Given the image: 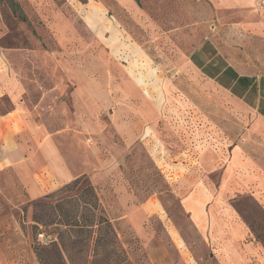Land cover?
Instances as JSON below:
<instances>
[{"label":"rangeland","instance_id":"1","mask_svg":"<svg viewBox=\"0 0 264 264\" xmlns=\"http://www.w3.org/2000/svg\"><path fill=\"white\" fill-rule=\"evenodd\" d=\"M238 28L211 0H1L0 264H39L32 205L82 176L130 264H264V127L189 59L217 39L264 74Z\"/></svg>","mask_w":264,"mask_h":264},{"label":"trees","instance_id":"2","mask_svg":"<svg viewBox=\"0 0 264 264\" xmlns=\"http://www.w3.org/2000/svg\"><path fill=\"white\" fill-rule=\"evenodd\" d=\"M32 206L34 228L52 236L34 247L39 264H130L94 187L83 176Z\"/></svg>","mask_w":264,"mask_h":264},{"label":"crops","instance_id":"3","mask_svg":"<svg viewBox=\"0 0 264 264\" xmlns=\"http://www.w3.org/2000/svg\"><path fill=\"white\" fill-rule=\"evenodd\" d=\"M211 4L219 24L225 23L229 27H235L234 32L239 29L238 26H243L246 31L253 34L252 41L257 38L264 42V8L260 7V0H211ZM222 14H227V17ZM232 30L229 29V33ZM226 47H220L217 39H214L212 54H207L208 47L204 41L191 53L190 63L206 79L228 92L254 113L255 121L251 128L257 131L258 123L264 127V74L260 76L255 75L254 72L246 74L239 52L233 49L231 43H226ZM262 138L264 139V130ZM54 166L58 178L67 181L68 169L60 156L54 159ZM254 178L252 175V182H255ZM53 179L58 183L56 176H53ZM245 235L247 237V233ZM242 236L244 233L240 229L229 235V241L224 242L218 248V250L228 251L223 257L230 260V255L236 250V243ZM259 248L252 241L243 244V251L253 260L256 258L261 260Z\"/></svg>","mask_w":264,"mask_h":264},{"label":"built area","instance_id":"4","mask_svg":"<svg viewBox=\"0 0 264 264\" xmlns=\"http://www.w3.org/2000/svg\"><path fill=\"white\" fill-rule=\"evenodd\" d=\"M260 7L264 8V0H260Z\"/></svg>","mask_w":264,"mask_h":264}]
</instances>
